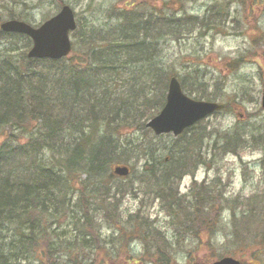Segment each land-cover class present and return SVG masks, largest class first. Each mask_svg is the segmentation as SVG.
<instances>
[{"label":"trees","instance_id":"16d2710c","mask_svg":"<svg viewBox=\"0 0 264 264\" xmlns=\"http://www.w3.org/2000/svg\"><path fill=\"white\" fill-rule=\"evenodd\" d=\"M4 1L25 2L0 0ZM14 12L10 7L8 17L24 18ZM142 14L138 8H123L118 26L106 24L103 29L93 28L88 36L78 24L73 31L78 42L73 43L81 45L73 46V50L80 52H76L75 57L68 55L57 59L28 57L26 50L31 39L0 29V47L3 46L0 49V264H61L55 258L59 250L64 264L118 262L113 255L110 259L103 256L99 260L98 253L91 250L93 246L97 248L108 242L101 239L97 230L93 202L115 196L110 191L111 183L107 184L117 176L113 171L115 164H129L134 172L127 151H138L143 155L138 153L137 156H146L141 180L153 184L157 195L173 198L176 193L170 181L173 177H181L184 171L178 173L171 166L165 169L158 166L168 160L165 157L157 161V150L151 149L144 137L133 145L120 136H113L131 124V117L137 122L132 126L145 127V122H138L141 116L137 114L142 115L146 107L149 115L142 116H151L165 101L163 95L151 94L149 90L148 84L154 80L152 68L155 65L151 60L155 41L150 43L147 39L158 40V36L150 34V27L145 24L148 21H143ZM151 16L147 18L150 20ZM176 16L175 10L157 12L154 24L172 30L181 23V15ZM192 19L191 16L189 20ZM106 27L108 29L104 30ZM142 27L146 32L144 36H141ZM163 29L159 28L158 33ZM13 43L20 47H14ZM19 50L23 52L22 63L14 55ZM123 68L132 70L124 83L128 90L125 93L122 85L115 87L116 76L122 77L123 82ZM171 74L178 73H168L166 78ZM106 75L112 78L108 83L103 81ZM180 80L185 89L196 92L194 97L214 99L205 90L199 69L180 75ZM157 81L163 84L162 73ZM164 84L167 86L168 81ZM121 116L123 122L118 121ZM241 134L235 127L222 136L217 134L212 143L221 139V148L233 152L243 143ZM189 150H184L185 159L190 157ZM184 166L185 161L179 159L178 168ZM74 191L78 192L77 201L72 203ZM195 195L199 198L202 192ZM263 196L239 215L235 208L232 209L228 231L223 233L229 242V247L223 246L227 254L248 251L260 261L257 264H264ZM78 204L80 207L76 208ZM108 208L114 210L110 204ZM214 210L212 205L206 216L210 224L213 222L210 214ZM178 211L171 209L174 215ZM199 211V205L195 204L192 213L185 211L183 216L190 219L188 223L194 224ZM56 218H62L61 222H56ZM69 218H73L76 232L71 236L59 234L61 244L52 240L50 235L54 229L51 227H61L62 221ZM138 220L140 224L145 218ZM150 224L146 226L151 229ZM159 231L155 229L156 234ZM129 234L120 229L112 236L123 245V239L126 243L130 239ZM70 238L75 243L69 244ZM140 238L148 249L145 236L140 235ZM209 242L214 247L216 240L209 239ZM61 245H64L62 249ZM91 252L95 256H91ZM157 255L162 264L171 263L166 252Z\"/></svg>","mask_w":264,"mask_h":264},{"label":"rangeland","instance_id":"374dc122","mask_svg":"<svg viewBox=\"0 0 264 264\" xmlns=\"http://www.w3.org/2000/svg\"><path fill=\"white\" fill-rule=\"evenodd\" d=\"M64 1L75 10L79 28L85 36L93 28L103 29L106 24L118 26L123 18V8H138L143 13V21H148L145 24L150 27V34L156 33L158 36V40L147 39L149 42L155 41L151 60L155 65L152 68L154 80L148 84L150 93L163 95L166 100L168 84L166 86L164 81L169 82L173 74L168 78L166 75L176 72L178 74L174 75L180 80V75H186L188 71L197 68L210 97L227 105L225 109L209 114L179 136L172 133L156 134L147 126L152 115L142 116L149 115L148 109L144 107L142 115H137L141 116L138 122H145V127L132 126L137 122L136 118L131 117V124L128 123L121 132L113 135L133 145L140 143L144 137L146 144L157 150V161L169 157L168 161L163 165L158 163V166H164V169L171 166L178 173L184 172L181 177H173L170 181L176 191L173 198H164L156 194L157 189L153 184L141 180L146 156L141 157L143 154L138 151H127L134 172L127 177H112L107 184L111 183L110 191L115 196L93 202L97 230L101 239L108 242L97 248L92 245L91 250L98 253L96 258L99 260L103 256L110 259L112 255L119 260L112 263L109 261V264H162L157 255L161 252H166L170 257L171 263L167 264H211L223 253H228L223 246L229 247V242L223 233L228 231L232 209L235 208L239 215L250 209L259 196L264 195V0ZM4 2H0V21L8 18L12 7L16 15L38 24L55 14L63 3L60 0ZM172 10H175V15H181L179 26L171 30L154 24L157 12L169 13ZM150 14L152 16L149 20L147 17ZM191 16L193 19L189 20ZM159 28L163 30L158 33ZM141 31V36H144L146 32L143 27ZM71 39L72 42H78L73 32ZM79 44L73 46L78 48ZM13 46L20 47L17 43H13ZM76 52L79 53V49ZM76 52L73 50L69 56H74ZM22 53L19 50L14 54L21 63L24 61ZM131 72V69L123 68V82L122 77L116 76L115 87L122 85L123 93L128 91L124 83L130 78ZM160 73L163 75V84L157 81ZM111 79L106 75L103 81L108 83ZM183 89L194 97L196 92ZM118 121L123 122V117ZM235 127L240 129L243 138L242 145L235 151L225 152L221 148V139H218V143H212L217 134L222 136ZM185 149H190L188 159L184 157ZM138 153L141 155L137 156ZM179 159L185 161L184 168H178ZM212 188V192H206ZM198 192H202L199 198L195 195ZM77 194L76 191L71 193L72 203L77 201ZM109 204L114 206V210L108 208ZM195 204L199 205L200 211L195 223H188L190 219L184 218L183 214L185 211L192 213ZM212 205L215 210L210 214L213 218L210 224L206 222V216ZM75 207L80 206L78 204ZM171 209L179 211L174 215ZM141 217L145 218V221L140 222L143 227L138 220ZM61 219L56 218L55 221L59 223ZM62 224L56 229L51 227L54 230L50 235L52 240L60 244L59 234L71 236L76 232L73 218L63 220ZM147 224H150L151 229ZM210 227H213L211 231ZM120 229L132 234H129L127 243L123 239V245L112 236ZM155 229L160 230L158 234ZM140 235L147 239L148 249H145ZM70 239L69 244L75 243V240ZM209 239L216 240L214 247H211ZM59 251L54 257L64 264ZM93 252L91 256H95ZM239 253L234 256L244 264L260 262L248 251Z\"/></svg>","mask_w":264,"mask_h":264},{"label":"water","instance_id":"95a60500","mask_svg":"<svg viewBox=\"0 0 264 264\" xmlns=\"http://www.w3.org/2000/svg\"><path fill=\"white\" fill-rule=\"evenodd\" d=\"M76 27L75 15L69 4H63L60 10L43 21L38 26L20 19H7L1 23L5 31H18L28 34L32 38V45L28 50L30 57L59 58L71 50L70 31ZM264 107V90L262 95ZM223 103L218 101L194 99L184 92L179 79L170 77L166 102L161 110L147 121L155 133L173 132L181 133L186 127L207 114L222 109ZM114 171L120 175L129 173V166L118 164ZM212 264H243L233 256H223Z\"/></svg>","mask_w":264,"mask_h":264}]
</instances>
